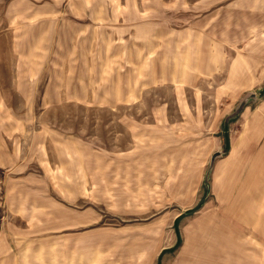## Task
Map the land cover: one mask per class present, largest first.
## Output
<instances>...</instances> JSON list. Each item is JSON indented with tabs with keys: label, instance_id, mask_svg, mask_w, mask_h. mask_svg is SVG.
Listing matches in <instances>:
<instances>
[{
	"label": "rangeland",
	"instance_id": "1",
	"mask_svg": "<svg viewBox=\"0 0 264 264\" xmlns=\"http://www.w3.org/2000/svg\"><path fill=\"white\" fill-rule=\"evenodd\" d=\"M263 36L264 0H0V264H264Z\"/></svg>",
	"mask_w": 264,
	"mask_h": 264
},
{
	"label": "crops",
	"instance_id": "2",
	"mask_svg": "<svg viewBox=\"0 0 264 264\" xmlns=\"http://www.w3.org/2000/svg\"><path fill=\"white\" fill-rule=\"evenodd\" d=\"M260 9H258L259 11ZM257 11V10H255ZM264 38V36H263ZM207 47V59L208 61H211L213 58H215V40L213 39L212 41L207 42L206 44ZM251 52L248 53L247 50V45H245V51L243 52L241 50V47H238V52H237V68L235 73H233V78L232 80H237L239 81V85L241 90H246V89H253L258 86H262L264 84V43L262 42H257V40L254 41L253 47H251ZM202 52V51H201ZM208 63H212L208 62ZM239 91V90H238ZM262 94H264V87L262 88L261 91ZM251 110H246L244 112V116L246 117L245 123L249 124L250 126H254V142L255 144H260L264 145V133L262 130H264V99L261 100L258 106L254 109V113L251 114ZM228 141V142H227ZM245 142L243 138L239 139L238 141H235V147L240 145V143ZM247 144V141L245 142ZM226 144L229 145V138L226 140ZM245 146V144H244ZM234 149L232 147V150L227 154V159H231L235 156L234 154ZM247 151L249 153L251 152V149L247 145L246 147ZM262 153L264 152V147L261 149ZM253 171V169H251ZM250 175V174H249ZM237 204H240L238 202Z\"/></svg>",
	"mask_w": 264,
	"mask_h": 264
},
{
	"label": "water",
	"instance_id": "3",
	"mask_svg": "<svg viewBox=\"0 0 264 264\" xmlns=\"http://www.w3.org/2000/svg\"><path fill=\"white\" fill-rule=\"evenodd\" d=\"M217 156V155H216ZM216 156H214V157H216Z\"/></svg>",
	"mask_w": 264,
	"mask_h": 264
}]
</instances>
